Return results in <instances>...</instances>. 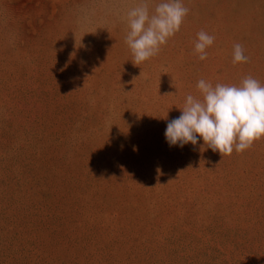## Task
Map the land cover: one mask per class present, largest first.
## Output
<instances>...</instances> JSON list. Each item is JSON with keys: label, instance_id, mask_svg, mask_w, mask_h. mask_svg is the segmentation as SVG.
I'll return each instance as SVG.
<instances>
[{"label": "rangeland", "instance_id": "374dc122", "mask_svg": "<svg viewBox=\"0 0 264 264\" xmlns=\"http://www.w3.org/2000/svg\"><path fill=\"white\" fill-rule=\"evenodd\" d=\"M141 2L0 0V264H264V137L223 158L165 138L200 79L264 86V0H182L135 65Z\"/></svg>", "mask_w": 264, "mask_h": 264}, {"label": "clouds", "instance_id": "9594fccd", "mask_svg": "<svg viewBox=\"0 0 264 264\" xmlns=\"http://www.w3.org/2000/svg\"><path fill=\"white\" fill-rule=\"evenodd\" d=\"M189 9L182 0H161L150 13L146 0L127 12L128 31L125 43L135 65L157 55L179 30ZM215 37L204 30L197 33L194 51L200 60H206L207 49ZM243 46H233V64L246 63ZM196 88L199 97L186 96L181 114L168 120L165 131L170 146L203 145L220 155H231L251 148L254 141L264 137V86L252 76H246L239 85H229L200 79ZM202 150L204 148L202 147Z\"/></svg>", "mask_w": 264, "mask_h": 264}]
</instances>
